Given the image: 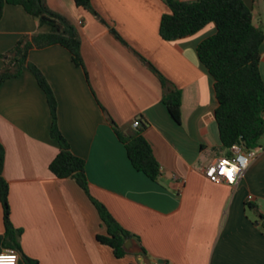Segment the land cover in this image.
I'll return each mask as SVG.
<instances>
[{
  "label": "crops",
  "instance_id": "obj_1",
  "mask_svg": "<svg viewBox=\"0 0 264 264\" xmlns=\"http://www.w3.org/2000/svg\"><path fill=\"white\" fill-rule=\"evenodd\" d=\"M66 18L80 40L83 66L59 45L31 49L27 63L44 76L56 99V126L71 152L85 161L89 196L134 236L139 251L117 259L96 237L107 235L90 197L73 179L49 170L59 148L52 116L35 77L24 66L0 87L3 177L10 220L21 229V253L37 264H264V135L255 159L230 186L212 183L203 170L229 152L215 121L214 80L197 57L213 23L182 39L159 33L165 0H45ZM264 29V0H243ZM81 22V24H80ZM20 6L6 4L0 20V55L25 35L49 32ZM6 58L0 57V71ZM153 67L181 92L177 124L162 103ZM259 70L264 81V42ZM135 119L160 165L150 180L136 171L111 121L125 135ZM248 196L252 201L248 202ZM0 204V252L4 241ZM161 261V262H159Z\"/></svg>",
  "mask_w": 264,
  "mask_h": 264
},
{
  "label": "trees",
  "instance_id": "obj_2",
  "mask_svg": "<svg viewBox=\"0 0 264 264\" xmlns=\"http://www.w3.org/2000/svg\"><path fill=\"white\" fill-rule=\"evenodd\" d=\"M165 2L169 13L162 17L159 28L160 36L164 40L186 38L209 23L215 25L216 33L200 42L196 52L200 63L214 80L217 100L215 121L219 140L228 152L229 148L239 141L245 149L257 147L264 135V81L259 70L264 29L254 25L251 10L243 0L194 2L165 0ZM74 3L77 7L95 14L90 0H74ZM6 4L22 7L27 14L37 20L39 26L47 25L50 30L34 36H22L7 54L0 55L7 60L0 71V87L5 81L21 75L24 66L27 67L45 95L52 116L51 137L59 148L58 154L49 165V170L58 179H73L89 196L85 161L71 152L69 144L57 129V103L53 92L42 73L35 66L27 63L31 49L59 45L69 52L75 66L82 67L78 33L66 18L53 12L45 0H0V20ZM151 69L159 78L163 89L162 103L173 121L179 124L180 90L171 87L156 69L153 67ZM111 125L118 139L124 144L132 167L155 181L161 171L149 144L142 135L146 124L140 120L139 125L133 127L135 130L127 135L123 134L112 121ZM4 159L5 151L0 143V204L5 229L3 245L7 249L21 253L19 239L22 230L16 229L10 220L9 186L3 177ZM90 199L107 229V235H98L97 241L111 248L115 258H123L126 255L123 244L134 236L124 230L102 204L91 197ZM258 217L264 229V216ZM25 261L27 264H37L27 257Z\"/></svg>",
  "mask_w": 264,
  "mask_h": 264
},
{
  "label": "built area",
  "instance_id": "obj_3",
  "mask_svg": "<svg viewBox=\"0 0 264 264\" xmlns=\"http://www.w3.org/2000/svg\"><path fill=\"white\" fill-rule=\"evenodd\" d=\"M179 1L194 2L198 0ZM138 125L139 120L135 119L132 123V126L137 127ZM258 151L259 150H257L256 148L245 149L240 141L234 143L229 148L228 156H224L214 160L203 170L204 177L212 183H225L227 185L234 186L240 180L251 162L255 159ZM247 200L248 202H251L252 197L248 196ZM18 260L19 254L15 250L4 249L0 252V264H17Z\"/></svg>",
  "mask_w": 264,
  "mask_h": 264
},
{
  "label": "water",
  "instance_id": "obj_4",
  "mask_svg": "<svg viewBox=\"0 0 264 264\" xmlns=\"http://www.w3.org/2000/svg\"><path fill=\"white\" fill-rule=\"evenodd\" d=\"M123 249L126 253H133V252L139 251L138 246H137L134 239L127 240L123 244ZM159 262H161V261H159Z\"/></svg>",
  "mask_w": 264,
  "mask_h": 264
},
{
  "label": "snow or ice",
  "instance_id": "obj_5",
  "mask_svg": "<svg viewBox=\"0 0 264 264\" xmlns=\"http://www.w3.org/2000/svg\"><path fill=\"white\" fill-rule=\"evenodd\" d=\"M230 175V174H229Z\"/></svg>",
  "mask_w": 264,
  "mask_h": 264
}]
</instances>
